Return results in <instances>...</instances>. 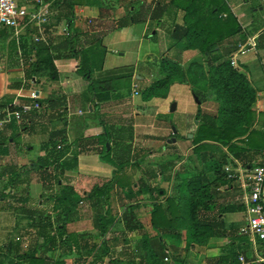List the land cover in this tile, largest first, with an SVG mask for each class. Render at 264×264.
<instances>
[{"label": "trees", "instance_id": "16d2710c", "mask_svg": "<svg viewBox=\"0 0 264 264\" xmlns=\"http://www.w3.org/2000/svg\"><path fill=\"white\" fill-rule=\"evenodd\" d=\"M137 1L115 0V7L117 6L115 10H120L128 5L131 10L124 20H129V15L134 12L135 15L130 16L132 23L146 20L153 23L157 20L160 21L165 13L169 17L174 16L175 13H181V23L178 24L173 20L170 25L171 39L183 42L186 50L197 51L206 57L205 61L192 62L185 69L174 62L166 61L165 63L162 61L160 63L162 77L156 85L145 91L144 96L147 101L156 97L161 98L167 93L169 85L178 82L187 83L192 88L193 96H196L201 103L209 95L214 97L215 113L212 115L203 114L201 119L203 122L198 125L195 137L192 139V151L197 155L196 158L201 169L198 171L197 168H194L195 173L185 171L182 175L179 173L168 174L162 178L164 181L176 183L175 193L163 201L158 200V196L164 193L163 190H156L155 187L149 185V179L144 177L138 179V183L132 185L137 189H133L126 181H121L118 178L116 181L112 179L111 187L114 188L116 184L120 187L121 193L123 192L120 199L121 215H114L111 211L109 196L107 197L105 192L102 193L103 196H100V199L88 197L90 199L88 204L93 209L91 222L94 232H91L89 237L86 234H83L82 238L74 233H69L64 238L61 237L62 231H60L64 225L62 216L76 209L82 200H74V188L69 185H63L61 190L52 195L53 186L62 185L59 182L61 179H56L55 172L49 171V169L59 168L62 172L73 171L77 156L79 154L89 155L92 152L99 157L101 162L105 163L114 162L110 158L106 160L105 153H109V155L117 153L114 159L119 164L118 168L121 169L124 164H129L131 151L127 144L115 142L112 154L107 151L106 146H103V150L93 147L86 148L75 153L73 158L75 161L70 162L71 160H64V148L56 150L57 142L62 143V139H50L45 144V148L52 145L51 150L36 161L34 168L40 173L44 191L50 194L47 199L54 203V210H57L53 219V224L56 222L57 226L54 225L52 229L50 228L49 242L51 244L48 249H57L58 247L60 252L55 259L52 258L48 261L44 258V264L46 262L65 264V258L69 257L74 258L75 264H105V259H108L110 264H164L163 260L172 252H178L181 249L188 251L193 246H206L211 238L218 237V231L222 228L217 218L211 219L209 215L217 209L215 201L220 192L219 185H224L227 181L226 175L224 176L222 173L228 160L227 154H230L232 147H236L235 144L238 143L252 149L263 147L260 143H264V133L252 129L253 125L257 123L253 110L257 101V90L242 73L231 65L230 61V57L236 52L238 45L244 43L246 39L237 17L221 0H157L156 2L151 0L148 4L142 2L135 11V7L131 6H136ZM53 4V9L63 10L57 18H65L68 28L71 30L73 11L75 7H82L83 2L80 0H62L61 2L54 0ZM88 4L98 7L100 19L108 17L107 14H104L101 3L89 2ZM235 37H240V39L233 40ZM63 39L64 41L53 49L66 50V57L70 56L76 59L79 69L85 67L86 64L79 57L80 49L77 47L80 41L73 36V33ZM21 46L27 47L24 49L27 57L33 59L27 73L30 81L38 82L42 78L57 77L53 57L48 47L33 43L29 37L23 38ZM88 74L86 70L82 75ZM13 126L12 122L7 125V128L10 129ZM14 137L15 133L12 136L0 138V153L6 150L9 139L14 142ZM96 141L99 144V141ZM142 161L137 160L134 163L139 165ZM163 170L162 167H158L159 176L162 175ZM156 173V171L152 175L148 173L149 178L159 177ZM9 174L12 176L8 178L7 194L15 188L14 184L19 178V174L15 175L11 171ZM141 195L148 196L152 202L150 204V228L154 232V236H149L139 221L134 211L138 204L135 206L126 205V201L134 202V199ZM33 214L30 215L32 226L37 228L38 238L45 240L47 227L52 224L43 223L39 219L34 223ZM95 235L98 238H95ZM121 243L123 245L134 244L127 260H121L114 256L115 250L122 246ZM17 248L14 247L10 250L8 248L10 253L11 250L14 253L12 259L18 258Z\"/></svg>", "mask_w": 264, "mask_h": 264}, {"label": "rangeland", "instance_id": "374dc122", "mask_svg": "<svg viewBox=\"0 0 264 264\" xmlns=\"http://www.w3.org/2000/svg\"><path fill=\"white\" fill-rule=\"evenodd\" d=\"M61 1L62 0H59V2ZM80 1L83 2L82 8L94 7L90 6L88 4L89 2H99L102 4L104 14H107L108 17L106 19L102 18L104 21H101V27L104 28L107 34L106 42L109 40L111 42L109 46L113 49L110 54L113 55L117 62L115 65L116 67H114L112 61H105L103 71L101 70V64L104 60L107 43H104L105 47H103L100 39L95 40L94 44L90 46L88 50L79 54V57H81L86 64L85 67H81L79 72L80 76L83 78L82 74L87 70L90 77L89 80L82 81L84 86L87 84L89 87L86 94L82 93V96H85L88 101L79 103L76 110H81L83 112V116L79 118L81 121H94L93 124H95V127H103V134L100 133V136H97L99 149L103 150V146H106L107 144V151H110L112 154L115 149V142H118L119 144H127L130 147L131 160L128 165L124 164V166L119 169V164L114 159L115 154L117 155V153L112 155H109V153L104 154L106 160L110 158L111 161H114L113 163L101 162L96 154L93 152L89 153L90 156L84 161L85 165H88V170L85 171V175L80 177V180L78 179L74 188V200L76 201L80 199L82 202L76 207V209H73L72 212L65 213V215L62 216L64 219V225H62L60 231H62L61 237L64 238L67 237L69 233H74L83 238V234H86V236L89 237V234L94 232L93 229H89V227H92L91 220L93 209L88 204V201L90 200L88 197L100 199V196H103L102 193L105 192L107 197L109 196L110 207L112 208L111 211L114 215H121L122 209L120 199L123 192L121 193L120 187L116 184L114 185V188L111 187L112 179L116 181L118 178L121 181H126L132 187L134 183H138V179H142V174H144L145 171L151 169L152 171H155L156 169V172L159 173L158 167L164 169L161 175V177L163 176L162 178L168 174H180L179 171H183V169L186 172H194V168H197L200 171L201 166L197 161V155L192 152V139L195 137L198 125L203 122L201 120L203 114L212 115L215 113L214 111L216 109V104L212 95L205 97L203 102H200L198 105L193 97L192 88L187 83L175 82L169 85L167 93L161 98L156 97L148 101L144 98L145 91L156 85L157 81L162 77L160 74V63L162 61L165 63L166 61L174 62L179 64L182 69H185L192 62L201 63L206 59L204 55L197 51L186 50L183 42H176L173 38H164L160 31H164L167 26L168 30L171 31L170 25L173 20L174 22L181 23V13H175L174 16L171 15L170 17L165 13L163 15V18L165 19L163 27H161L160 24L161 19L160 21L157 20L153 22L150 29L151 32L149 31V33L146 34L145 39H140L142 38V22L132 23L130 21V16L135 15V13L131 12L129 20H123L126 19L125 17L128 16L129 10H131L128 5L116 11L114 8L116 5L115 0ZM150 1L151 0H138L136 6L133 5L131 7H135L136 11L138 5L142 4V2L148 4ZM152 1L156 2L157 0ZM221 1L224 2L234 16L242 21L243 25L250 22V26H246L250 35L255 34L261 28L264 21L262 20V16H264L263 0L262 2L261 0ZM243 2H245V4L241 5ZM82 8L79 7L75 10V15L71 23V31L73 36L80 40L81 45L84 46L85 41L88 43L92 41V38H87L85 33H89L92 30L90 33L91 35H94L96 32V26L98 25L96 22H92L91 26L86 23L88 17L85 18L86 15L83 13L79 14V10ZM258 8L262 9L257 11ZM54 11L56 12V16H59V14L63 12V10L59 9L53 10V12ZM87 14L89 15V13ZM118 19L121 21L116 23ZM246 27L244 28L246 29ZM10 39L12 40L11 35ZM246 40L247 38L244 42H246ZM13 42H11L12 46ZM81 48L82 47H80V49ZM221 51L223 52L222 47ZM124 53L125 55L123 56L122 54ZM106 54H108V52ZM176 56H180V59H177ZM253 57L254 54L248 53L246 55H239L237 59L242 62L243 59L247 60ZM236 69L239 71L238 68ZM242 70L249 76L252 81L249 82L255 89L259 91L264 90V72L261 71L258 61H255V64L253 65L242 67ZM140 77L143 78V80H138ZM132 79H134V82L136 83V88H133ZM28 83L32 84L30 82ZM39 100H42L41 96ZM107 101L114 103L112 105L107 104ZM96 103L97 106L93 107V104ZM172 105H175L174 111ZM90 107L93 111L90 110ZM82 112L80 115H82ZM25 115L26 114H24L23 117ZM75 118H77V116H75ZM22 120L24 121V118H22ZM22 120L16 121L15 124L22 123ZM37 125L39 128H42L40 122ZM172 128H175L176 130L175 135L172 134ZM16 129L20 132L22 128L16 127ZM190 135L191 138H189ZM170 137L177 139V141L174 144H167V139H170ZM23 142V138L15 133V146H22ZM260 144L264 146L263 142ZM235 145L236 147H232L229 155L230 157L232 156L240 166H245L246 164L251 165V163L254 162V159L260 155L259 148L252 149L239 143ZM223 151L225 152V150ZM37 152L38 150L35 149V153ZM17 155H19V153H17L16 156ZM73 155H75V153H73ZM16 156L12 155L13 159L10 160V163L17 162ZM93 157H97L98 160H95ZM137 160L143 161L141 164L137 165L134 163ZM73 161L75 160H71L70 162ZM21 162H24V160ZM34 165L35 164H33V166ZM97 166L98 170L94 168ZM32 171L28 173L27 167L21 168L20 173L24 175L23 177H20L21 180L28 181L31 176L30 174L34 173ZM49 171L55 172L56 179H61L59 182L62 186H53L52 195H54L63 188V185H66V182L64 181L65 172L54 168L53 170L49 169ZM78 175H76V177H78ZM11 176L12 175H10L9 178ZM153 181L155 182H153V184L156 190L161 189L164 192L158 196L159 201H163L166 197L175 193L176 183L173 181L168 182L163 179L160 181L155 178ZM132 188L137 189L136 186ZM44 195L45 197H49L50 194L45 192ZM234 195L235 198L239 196L235 191ZM45 197H43V200L46 203L45 208H43L44 210L42 211L43 213L41 216H39L38 213L33 214L32 217V219H35L33 220L34 222L39 219L43 223L52 224V226L47 227V237L45 240L38 238L37 228L35 229V227H31L32 221L30 219V211L26 214L25 211H21L22 208H19V210H14L12 217L8 219L9 232L7 233L8 237L4 242L10 244V246L7 244H5V246L7 245L10 250L20 244L22 246L20 253H27V259H24V262L27 264L44 263V258H41L37 252L32 255L33 253L28 250L29 248L27 249V247L30 244L32 247L39 243V245L43 244V247L48 248L51 244L49 242V232L54 225L57 226L56 222L53 224V219L57 214V210H54V203L47 201ZM36 198L37 197L34 199L35 201L33 200L26 206L22 207L28 210L38 209L40 205H38V200ZM215 202L219 204L221 203L218 198ZM3 204L7 206L6 203ZM136 204H138V206H135ZM150 204H152V202L149 200V197L145 195H141L137 199H134V202L126 201V205L135 206L134 211L142 226L148 231V235L154 236V232L151 231L148 220V213L151 209ZM220 205L222 206V204ZM18 207L19 206H17V208ZM219 213H222V211H219ZM69 215H71V218ZM78 216L81 217L80 220ZM86 228H88L87 231L81 232ZM81 237L80 239H82ZM95 238L98 237L95 235ZM70 242H72L71 239ZM121 244L122 246H120V249L117 248L115 250L114 256L121 260H127L134 244L126 245L127 247H124L125 244ZM4 248L3 244L2 249L0 250L1 254L5 250ZM203 250V248L193 246L187 252L183 250L172 252L167 256L166 260H163V263L201 264L200 253H202ZM13 254L14 253L11 250L9 258L12 259ZM104 262L105 264H110L108 263V259H105ZM69 264H71V262H69Z\"/></svg>", "mask_w": 264, "mask_h": 264}, {"label": "crops", "instance_id": "0c3cea01", "mask_svg": "<svg viewBox=\"0 0 264 264\" xmlns=\"http://www.w3.org/2000/svg\"><path fill=\"white\" fill-rule=\"evenodd\" d=\"M244 4L245 2H243L241 5ZM51 6H54V4L52 3ZM51 6H49L48 19L50 33L47 37V43H37V45L42 44L49 48V51L53 57V64L57 71L56 78H42L38 82L30 81L28 79L27 73L31 63L33 62V59L27 57L26 50H24L27 47L20 46L21 54L18 56L17 49L19 46H17L13 40L10 39V30H0V108L13 103L16 105H32L35 102L39 103L38 109H34L28 113H25L26 115L24 117V114L22 115V118H24V121L21 119L23 121L22 123L15 124L16 122H13L14 128L12 127L9 129L6 125L0 131V138L10 135L12 136L14 133H17L24 140L22 146H15L13 140L9 139L6 150L0 153V250L2 249L3 244L5 247L3 253H0V264H27L24 262V259H27V253H20L22 248L20 244L17 246L18 258L11 259L9 258L10 252L7 247V245L10 244L5 243L4 241L7 239V233L9 232L8 219L12 217L14 210H19V208H22L21 211H25L26 214L28 211H30V214L38 213L39 216H41L43 213L42 211L44 210L43 208H45L46 204L43 200V197H45L43 180L41 179L38 170L36 169L35 171L33 164H35L39 158H43L46 153L51 150L52 145H48V148H45V144L50 139H62V143L57 142L56 150L64 148V160L70 161L73 159L69 158H74L73 153H78L80 150L86 148H99V144H97L98 142L96 140L97 136L103 132V127H95V124H93L94 121L86 122L79 119L83 116V112L81 110H76V107H78L79 103L88 101L85 96H82V93L86 94L89 90L88 85L86 84L84 86L82 81L84 82L89 80L90 75H83V79L79 73L80 69L78 66V61L70 56L66 57V50L61 48L60 50L53 49L56 45H59L62 41H64L63 38H66V36L61 35V30L64 27L68 29L69 34H71L72 31L68 28L65 18H57L56 12H53L55 9H53ZM78 8L79 7H76L74 9L73 15H75V10ZM114 8H117V6H114ZM261 9L262 8H258L257 11ZM80 13L86 15L85 18L88 17L86 19V23H88L90 26L92 25V22H96L98 25L96 26V32L94 35H91L90 33L92 30L89 33H85V36L87 38L91 37L92 41L89 43L85 41V45L82 46L81 41L78 40L80 41V44L77 45L78 49L82 47L80 49V54L83 51L88 50L90 46L94 44L95 40L100 39L103 47H105L104 43H107L105 51L106 53L108 52V54H104L101 70L103 71L105 61H112L114 67H116L115 65L117 61L114 59L113 55L110 54L111 50L113 49L111 46H109L111 42L110 40L106 42L107 34L104 28L101 27V21L104 20L99 18L98 7H85L79 10V14ZM87 13H89V15ZM262 20H264V16H262ZM120 21L121 20L118 19L116 23ZM238 21L242 26V21L239 19ZM163 22H165L164 18H162L160 21L161 27L164 25ZM177 23L180 24L179 22ZM141 24L142 38L140 39H145L146 34H148L149 31L151 32L150 29L153 23L149 20H146ZM246 26L249 27L250 22L242 26L244 35H246V38L256 36L257 46L254 51L250 52V54H254L253 58L247 60L243 59L242 62L237 59L236 64L239 72L242 73L249 81H251L249 76L242 70V67L253 65L255 64V61H258L261 71L264 72V21L261 28L253 35L249 34V30ZM244 27H246V29ZM160 31L162 32L164 38L172 37L171 31L168 30V26L166 29H164V31ZM236 39L239 40L240 37H235L233 40ZM11 42H13V46L11 45ZM122 55L124 56L125 53ZM176 58L180 59V56H176ZM138 80H143V78L140 77ZM132 81L133 84H136L134 79H132ZM28 82L32 84H29ZM258 91L259 90H257V101L253 107L257 123L253 125L252 129L264 133L262 130L264 125V90ZM40 96L42 100H39ZM113 103L111 101H107V104L112 105ZM96 106L97 103L93 104V107ZM90 110L93 111L91 107ZM81 112L82 115H80ZM75 116H77V118H75ZM39 122L42 124V128H39L37 125ZM15 126L22 128L21 131L19 132ZM91 139H93V141H91ZM58 146L60 147L59 149L57 148ZM35 149L38 150L37 153H35ZM259 152L260 155L254 159V162L251 163V165L247 164L241 167L248 171L255 166L264 165V158L261 155V153L264 152V146ZM17 153H19V155L16 156ZM12 155L16 156L17 162L10 163V160L13 159ZM88 156L90 155L79 154L75 162L74 170L65 171L64 181L66 182V185L75 188L78 179L80 180V177L85 175V171L88 170V165L86 166L84 161L88 159ZM227 156L228 160L226 161L225 166L230 164L233 165L236 160L232 156L230 157L229 154H227ZM93 158L98 160L97 157ZM22 160H24V162H21ZM26 167L27 172L29 170L30 172L34 170L32 172L35 173L30 174L31 176L28 181L21 180L20 178L21 176H24L22 173H20V169ZM224 167L222 173L225 176L226 174ZM94 168L97 169L98 166ZM10 171L15 173V175L19 174V178H17L18 180L14 184L15 188L7 194L6 187L8 185V178L11 175L9 174ZM193 171V173H195V169ZM153 172L154 171H152V169L145 171L144 174H142V177L149 179V185L155 187L153 184V178H149V174L152 175ZM179 172L181 174L185 171L183 169V171ZM76 175H78V177H76ZM156 175L159 176L158 173H156ZM155 179L162 181L161 175ZM242 183V181H239L236 178H227L226 184L219 185L218 190L220 192L218 193L217 198L221 202L220 204H222V206L219 203H215V205H217V209L214 213L210 214L209 217L211 219H214V217L217 218L219 223H221L222 228L220 231H218V237L211 238L206 246L199 247L204 249L202 253H200L201 264H264L258 262V260L264 256L263 250L261 249L258 241L253 242L248 236L240 232V229L246 225V215L242 202L243 195L246 190L243 188ZM244 183L247 182L245 181ZM234 191L239 195L236 198L234 197ZM35 197H37L36 199L38 200V205H40L38 209L28 210L23 208L28 203L33 201ZM47 198L48 197H45V199L49 201ZM3 203H6L7 206H5ZM17 206L19 207L17 208ZM221 210L222 213H219ZM148 214L150 226V211ZM78 218L80 220L81 217L78 216ZM87 229L88 228L83 229L81 232L87 231ZM89 229L92 230L93 228L89 227ZM144 229L146 230V228ZM5 244L7 245L5 246ZM124 247H127L126 244ZM118 248L120 249V247ZM27 249L34 254L37 252L41 258H46L48 261L52 258L55 259L59 255L58 252H60L58 247L57 249H48L43 247V244L39 245V243L37 245H33L32 247L30 244L28 245ZM19 255L25 256L20 257ZM73 259V257L65 258V264H69V262H71V264H75ZM45 264L50 263L46 262Z\"/></svg>", "mask_w": 264, "mask_h": 264}, {"label": "built area", "instance_id": "2783aa9c", "mask_svg": "<svg viewBox=\"0 0 264 264\" xmlns=\"http://www.w3.org/2000/svg\"><path fill=\"white\" fill-rule=\"evenodd\" d=\"M53 2L54 0H0V30H10L12 40L19 46L18 56L21 54L22 40L27 36L35 44L47 43L50 33L49 6ZM68 32L64 27L61 35L68 36ZM256 46L257 37H248L246 42L238 45V49L230 57L231 65L237 68V57L254 51ZM136 87V84H133V88ZM38 108V102L32 105L9 104L0 110V131L4 126L20 121L23 114ZM262 130L264 131V125ZM262 157L264 158V152ZM224 171L228 179L236 178L242 181V186L246 190L242 199L246 225L240 229V232L253 242L258 241L264 253V165L255 166L247 171L235 161L233 165L225 166ZM245 181L247 183H244ZM258 262L264 263V256Z\"/></svg>", "mask_w": 264, "mask_h": 264}, {"label": "water", "instance_id": "95a60500", "mask_svg": "<svg viewBox=\"0 0 264 264\" xmlns=\"http://www.w3.org/2000/svg\"><path fill=\"white\" fill-rule=\"evenodd\" d=\"M193 97H194L196 103L199 105V104H200V101L198 100V98H197L196 96H193ZM174 106H175V105H172V109H173V111H174ZM172 131H173L172 134L175 135V133H176L175 128H172ZM189 138H191V135L189 136ZM175 141H176L175 138L168 139V140H167V144L175 143ZM106 147H107V144H106ZM107 149H108V147H107Z\"/></svg>", "mask_w": 264, "mask_h": 264}, {"label": "flooded vegetation", "instance_id": "af4514ba", "mask_svg": "<svg viewBox=\"0 0 264 264\" xmlns=\"http://www.w3.org/2000/svg\"><path fill=\"white\" fill-rule=\"evenodd\" d=\"M173 137H170V139H172ZM168 140V139H167Z\"/></svg>", "mask_w": 264, "mask_h": 264}]
</instances>
